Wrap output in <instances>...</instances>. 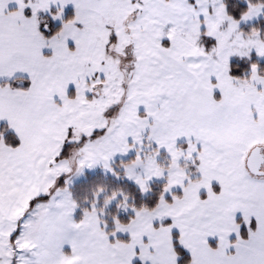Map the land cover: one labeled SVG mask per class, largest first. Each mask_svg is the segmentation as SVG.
Returning <instances> with one entry per match:
<instances>
[{"label":"snow or ice","instance_id":"6c2138e0","mask_svg":"<svg viewBox=\"0 0 264 264\" xmlns=\"http://www.w3.org/2000/svg\"><path fill=\"white\" fill-rule=\"evenodd\" d=\"M0 264H264V0H0Z\"/></svg>","mask_w":264,"mask_h":264}]
</instances>
